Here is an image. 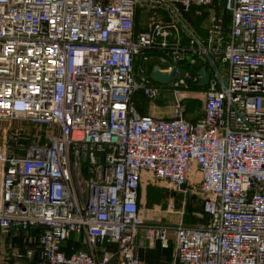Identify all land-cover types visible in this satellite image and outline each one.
<instances>
[{"label":"built area","instance_id":"2783aa9c","mask_svg":"<svg viewBox=\"0 0 264 264\" xmlns=\"http://www.w3.org/2000/svg\"><path fill=\"white\" fill-rule=\"evenodd\" d=\"M197 7L203 37L184 21ZM154 53L183 76L151 82ZM198 63L210 79L194 91L182 66ZM184 92L203 95L194 120ZM162 95L170 119L140 113ZM0 119V234L33 232L36 264H106L101 242L139 264L143 174L199 197L204 225L155 227L182 264H264V0H0Z\"/></svg>","mask_w":264,"mask_h":264},{"label":"crops","instance_id":"0c3cea01","mask_svg":"<svg viewBox=\"0 0 264 264\" xmlns=\"http://www.w3.org/2000/svg\"><path fill=\"white\" fill-rule=\"evenodd\" d=\"M141 15H144L143 19H141ZM147 19H148V15L145 13V10L140 11L138 13L137 23H136V30L138 32H143L147 30V25H146ZM195 29L194 30L196 34L198 36L203 37L202 35L203 33H205L204 29L203 31H201V29L199 30L197 28ZM181 40L183 42V45H186L187 40L183 35H181ZM184 93L199 94L198 92H192V93L184 92ZM142 106L143 104H141L140 106L141 109L146 107V106L143 107ZM140 113L150 114L149 110L146 113H142V112ZM201 115H202V108L199 116L195 118L194 117L188 118L186 115L185 118H187L188 120H194L200 117ZM140 193L141 194L139 195V191H138V199H137L140 211L142 207L141 205L145 203V199L148 202V206L146 210H144L143 212L141 211L142 225L139 228L137 235L134 239V244L136 246V253L139 259V264H182L177 257L173 235L171 231L169 230L167 232L168 247L166 249L161 248L160 243L157 240V237L155 236L156 226L162 225L171 228L174 225H176L177 219L179 220V218L176 217L175 213L168 211V204L170 203V201L167 202L168 203L167 206L166 207L164 206L165 208L163 207L164 209H162L158 207L159 204L153 203L155 196L154 192L152 191L148 192V190L145 191V189H143ZM191 216L198 218L197 217L198 214L197 216L194 214H192ZM185 222L190 223L187 222L186 220ZM19 239L20 238L12 237L11 235L5 236L0 234V264H36L39 261L38 250L36 248V242L33 234L30 232L29 238L26 239V241ZM27 249L34 250V255L32 258H27L24 255V252ZM95 256L96 259L101 258L103 256H107L108 261L106 264H119L117 244H107L105 242L99 243L96 247Z\"/></svg>","mask_w":264,"mask_h":264},{"label":"rangeland","instance_id":"374dc122","mask_svg":"<svg viewBox=\"0 0 264 264\" xmlns=\"http://www.w3.org/2000/svg\"><path fill=\"white\" fill-rule=\"evenodd\" d=\"M199 11L202 16L200 18L196 17L195 12ZM145 13L151 17L154 13L153 10H145ZM209 13V10L207 8L203 7H197V8H191V10L185 14L184 16V21L188 24H190L191 27L194 29L197 28L198 30L201 29L203 31L204 27L207 26V18ZM144 18V15H141V19ZM146 21V20H145ZM143 22V21H142ZM146 27V25H145ZM196 30V29H195ZM205 34L203 33L202 36ZM156 55H153L152 59L148 62L149 67L154 65V66H160L161 68H164L165 64H161L157 59H155ZM140 62L136 63V67ZM179 98L182 99V104L184 106V109L187 113L188 118L192 117H197L200 114L202 105H203V95L201 94H188V93H180ZM139 103L143 104L144 107L143 109H140V112L146 113L149 110V113L152 114L153 116L159 117V118H164V119H170L172 117V100L170 97H166L162 95V98L158 99L155 103H152L150 106L146 105L147 103L144 100H140ZM8 124V121L1 120L0 119V131L5 125ZM11 127H14V124H10ZM22 127H27L29 129V126L27 125H21ZM36 132V129L32 130ZM40 135H42L41 130L38 132ZM0 140H1V133H0ZM196 165L193 168V176L192 178L195 179L196 181L199 179L198 174L196 172ZM147 188V189H146ZM145 189V191L148 190V192L152 191L155 193L154 196V202L155 204H159L158 207L164 209L167 206V202L170 201V203H173L175 205L176 210L178 211H183V216H179L178 213H175L176 217L179 218L177 219L176 225L178 224H183L188 227H200L204 225L205 219L201 216L200 212V200L199 197L194 193V191L191 190L190 193L187 194H179L174 191L171 185L165 181L161 180H156L152 177H150L147 174H143V180L140 184L139 188V195L141 194L140 192ZM189 192V191H188ZM169 203V204H170ZM168 204V205H169ZM141 211L143 212L146 210L148 206V202L145 199V203L141 205ZM165 206V207H164ZM164 207V208H163ZM141 211L139 213V218L141 219ZM194 214L198 218L192 217L191 215ZM188 215V216H187ZM189 217V219H188ZM181 220V222H180ZM187 222L190 223H186ZM189 220V221H188ZM160 224V223H159ZM162 226V225H158ZM157 227V226H156Z\"/></svg>","mask_w":264,"mask_h":264},{"label":"water","instance_id":"95a60500","mask_svg":"<svg viewBox=\"0 0 264 264\" xmlns=\"http://www.w3.org/2000/svg\"><path fill=\"white\" fill-rule=\"evenodd\" d=\"M207 61L212 69V71L214 72L215 75H217V71L216 68L213 64V62L207 58ZM197 76L200 77L199 82L197 84L198 88L204 89L209 82L210 79V74L206 71L205 67H202L197 73ZM183 76V72L182 71H178V72H169V73H164V72H160L159 69L156 66H153L148 77L151 80V82H153L154 84H158V85H166L170 82H172L174 79H176L177 77ZM220 86L222 87V84L220 83Z\"/></svg>","mask_w":264,"mask_h":264},{"label":"trees","instance_id":"16d2710c","mask_svg":"<svg viewBox=\"0 0 264 264\" xmlns=\"http://www.w3.org/2000/svg\"><path fill=\"white\" fill-rule=\"evenodd\" d=\"M153 55H156V53H154ZM154 65H152V66H150L149 68H148V74L150 73V71H151V69H152V67H153ZM203 67V64L202 63H198L197 65H195V66H193V67H188V66H186V65H183L182 66V69H187V70H189V71H191V73H193V74H195L196 72H198L201 68ZM193 90L194 91H201V90H203V89H201V88H198V87H196V86H194L193 87ZM186 115H187V113H186ZM185 115V116H186ZM200 212H201V215L203 214V212H202V205H201V202H200ZM32 234H33V232H31ZM20 240V239H19Z\"/></svg>","mask_w":264,"mask_h":264}]
</instances>
